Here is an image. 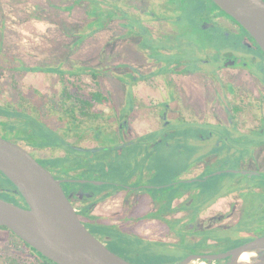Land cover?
Instances as JSON below:
<instances>
[{
	"label": "flooded vegetation",
	"instance_id": "af4514ba",
	"mask_svg": "<svg viewBox=\"0 0 264 264\" xmlns=\"http://www.w3.org/2000/svg\"><path fill=\"white\" fill-rule=\"evenodd\" d=\"M45 1L50 4L49 2L53 0ZM60 1L64 6L72 5V10L80 6L79 0ZM102 1L108 8L113 7L112 4L121 7V10H115L114 17H108L105 26L111 21L123 20L122 25L126 27L123 36L137 44L138 53L144 60L140 65H132L130 62L121 64L120 66L130 70L125 72L126 76H122L123 81L132 88L136 83L138 90L150 94L148 100L150 104L146 106L147 116L151 120L153 118L156 120L157 117L163 120L162 125L158 127L152 125L145 133L138 135L133 122L127 118L126 124L119 123L118 129H121V132L117 129V133H113L117 138L120 139L121 135L131 142L144 141L148 145H155L156 141L162 142L165 136L164 138L155 137L153 142L149 141L152 139L148 137L157 135V130H169L168 120L166 122L167 115L171 120L176 118L185 122L184 126H178L189 136L187 147L195 139H193L194 134L197 136L202 129H207L208 135L201 137L203 142L215 140L211 148L215 153L211 151L197 164L196 168L204 171L220 158L221 152L230 157L239 155L243 146L238 141L247 140L251 134L264 136V50L254 36L214 0H193L195 4L194 7L191 6V9L195 12L191 15L184 14L190 6V0H179L180 4L169 0ZM138 1L142 6H138ZM146 5L147 7H144ZM125 7H136L135 9L141 12L131 13ZM124 12L129 13V16H124ZM187 15L192 18L191 22L186 23L188 20L182 22L181 17ZM87 16L90 20L92 19L88 14ZM134 20H140V24H134ZM151 23L156 27L150 25ZM129 25H132V28ZM0 32L3 31L0 30ZM252 50L257 53H252ZM148 61H150L149 67L152 68L146 70ZM6 62H10L8 57ZM136 96L142 98L140 94ZM156 101L165 104V114L158 112V109L154 108L155 104L152 106V103ZM144 112V110L140 111V113ZM58 127L60 132L61 126ZM111 129L113 130V126ZM215 132L218 134L216 135ZM0 135L14 140L6 136L1 124ZM247 142L251 144L249 148L253 151L248 164L243 161L238 169L228 171L247 176L253 175L248 172H255L257 175L264 176V142L256 144L250 140ZM165 144L169 142L165 141ZM27 146L33 156L34 151L39 156H47L43 153L48 152L49 147L40 148L28 142ZM219 173L225 172L219 170ZM214 174L215 172H210L203 175L202 181L198 179L190 181V183L200 182L203 185V191L200 189L189 190L187 193L171 192L168 194L169 198L166 196L159 198L155 194L156 188L165 184H157L153 181L147 184H140L137 181L127 183L128 179L124 182L112 180L108 182L106 189L102 190L103 193L98 195L105 198L95 202L93 209L96 204L110 202L114 206L112 209L119 210L114 215L113 213L108 215L119 219L113 220V218L107 221L99 219L105 224L115 225L126 233L163 243L174 250L179 249L178 247L185 240L198 246L195 250L186 253L183 258L190 254H222L242 242L264 236V233H249L242 238H236L233 243H227L224 235L220 236L222 232L241 224L245 217L248 218L250 211L247 209H264V195L257 196L263 191L260 185L254 186L249 182L232 179L226 193L223 191L217 194V197L205 205L206 207L191 208L193 202L191 196L200 193H203V197L207 193L209 195L207 187ZM55 177L63 180L64 190L87 226L86 223H90L92 219L81 213L85 205L82 198L74 196L70 188L65 185V182L73 179L63 176ZM221 185L223 186V182ZM0 193L13 196L16 200L21 198L19 192L12 188H7L6 191L0 188ZM87 194L93 195L90 191ZM116 196H119L118 201L115 199ZM188 200L191 201L190 204H187ZM258 201H260L259 205H257ZM18 202L21 206L28 207L25 200ZM162 202L165 203L164 206ZM112 205H109L108 209H111ZM141 211L145 212L141 213ZM148 214L154 215L147 216ZM148 221L153 222L161 235L151 237L136 231L135 228L138 225ZM172 222L178 224V228H171L169 224ZM253 229H256V226ZM223 239H226V242ZM197 260L204 264H223L229 260V257Z\"/></svg>",
	"mask_w": 264,
	"mask_h": 264
},
{
	"label": "rangeland",
	"instance_id": "374dc122",
	"mask_svg": "<svg viewBox=\"0 0 264 264\" xmlns=\"http://www.w3.org/2000/svg\"><path fill=\"white\" fill-rule=\"evenodd\" d=\"M49 3L47 4L45 0H0V30L3 31L0 32V87L2 89L0 91V104H5L13 99L14 91L9 85V80L12 77L11 67H19L22 63L31 67L39 66L40 68H58L60 66L65 70L80 66L102 69L101 73L103 75L100 76V86L105 93L110 95V103L100 106L104 112L103 127L106 130L103 127H98L97 129L87 128V131L86 128L83 127L82 129L81 127L76 132L81 134L83 138L78 141L75 130H68L67 124L61 123L60 133L66 141L75 146L106 148L98 151L70 149L64 142L59 140V142L50 143L57 145L59 148H48V152L43 153L47 155L46 157L39 156L35 151L33 152L34 156L55 176L59 178L63 176L76 181L87 180L83 183L75 182L72 185L65 182V185L74 186L84 190L85 193L89 191L90 193H97L105 190L106 186L109 185L108 182L112 180L124 182L128 179L126 180L127 183L137 181L140 184L153 181L157 184H165L163 186L158 185L159 187L156 188L155 194L157 197L166 196V198H169L168 194L171 192L184 191L187 193L189 190L196 191L200 189V191H203L204 188L200 182L190 183V181L196 179L202 181L203 175L215 172L207 187L209 188V195L207 193L203 197V193H200L191 196L193 200L191 203L192 209L206 207L205 205L217 197V194L223 193V191L226 193L230 188L229 182L232 179L249 182L254 186L260 185L263 191L258 193L257 196L264 195V176L257 174L247 176L228 171L238 169L243 161L248 164V159L252 157L253 151L250 150L249 145L251 147V144H248L247 140L256 144L264 142V136L251 134L247 140L238 141L243 147L241 146L240 154L235 157L218 152L219 155L221 154L220 158L203 171L196 168L197 164L211 151L214 152L211 148L215 140L203 142L204 140L201 137L202 135H208L207 129H202L197 136L194 134L193 139H195L189 147L186 144L189 136L181 128L179 129V126H184L185 122L176 118L171 120L168 115L166 122L168 120L169 130L160 129L156 131L157 135L148 137L152 139L149 141L153 142L155 137L164 138L165 136L164 141H156L155 145L145 144L144 141H134L132 144L130 140H126L121 135L119 139L113 133L106 134L105 131L112 130L111 126L117 133L119 123L126 124L127 118L130 122H133L138 135L145 133L148 127L152 125L158 127L163 124V120L160 118L157 117L156 120L154 118L151 120L147 116L146 106L150 104L148 101L150 94L138 90L136 83L133 88L128 86L122 79L123 75L126 76L125 72L130 70L120 66L121 64L130 62L132 65H140L144 62L138 53L139 48H137L134 41L123 36L126 32V27L122 25L123 20L111 21L102 29H91L87 27L90 18L87 16L85 7L77 6L72 10V5H69V7L64 6L60 0H53ZM140 3L139 1L137 3L139 7L142 6ZM194 4L195 2L190 0V6L184 11V14H193L195 11L191 9V6L194 7ZM144 7H147V5ZM135 8L125 7L131 13L141 12ZM191 19L189 15L181 17L182 22L188 20L186 23L191 22ZM150 25L156 27L153 23ZM251 52L257 53L254 50ZM7 57L9 63L6 62ZM149 62L146 70L152 68L149 67ZM67 74L69 75V73ZM71 80L76 83L80 81L79 84H82L86 91L97 88L96 81L87 73L73 76ZM20 82L24 89L29 91L28 94L32 93V95V89L40 90L46 94L52 88V85H55V89L62 87L59 75L51 72L26 71L20 78ZM128 83L130 82L128 81ZM138 94L142 95V98L137 97ZM153 105L156 110L158 109V112L165 114V104L156 101L152 103ZM132 110H134L133 113ZM142 110L145 112L140 113ZM118 132H121V129H118ZM215 134L217 135L218 132H215ZM165 141L169 144H165ZM219 170H224L225 173L218 174ZM95 181L102 183H95ZM222 182L223 186L221 185ZM0 184L12 188L2 174H0ZM0 196L17 204L20 203L18 201L22 200L20 197L16 200L6 193H0ZM190 200L187 204H190ZM259 204L260 201L257 202V205ZM164 205L165 203L162 202V206ZM117 210L119 209H98V212H107L109 215L113 213L114 215ZM248 210L250 211L248 218L245 217L241 224L220 234V236L224 235L227 243H233L236 238H242L249 233H264V209ZM109 215L101 214V220L107 221L114 218ZM116 218L113 220L119 219ZM86 224L107 246L119 253L127 255L126 253L133 249L134 251H130L132 254L129 260L137 264H175L186 253L198 248L196 244L194 245L186 240L180 244L179 249L174 250L163 243L148 242L143 239H133L128 242L130 240L128 238L127 246L122 247L121 250L119 247L115 248L111 241L103 238L102 233L94 229L90 223L87 222ZM169 225L171 228H178L179 226L175 222ZM253 225L256 226V229H253L255 228ZM135 229L140 234L151 237L161 235L160 230L154 227L151 221L138 225ZM226 239H223L224 242H226ZM16 244L14 235L8 229L0 227V255H14L22 261H28L30 255H27L23 248L17 247ZM190 264H202V262L196 260V262L193 261Z\"/></svg>",
	"mask_w": 264,
	"mask_h": 264
},
{
	"label": "water",
	"instance_id": "95a60500",
	"mask_svg": "<svg viewBox=\"0 0 264 264\" xmlns=\"http://www.w3.org/2000/svg\"><path fill=\"white\" fill-rule=\"evenodd\" d=\"M214 1L241 23L264 50V0ZM73 147L84 151L106 148ZM0 170L14 183L28 205L24 207L0 196V227L6 226L9 231L48 257L52 263L137 264L111 250L85 225L63 188V180L56 178L23 144L2 135ZM78 181L83 183L87 180ZM246 250L256 252L259 264H264V236L242 242L222 254H190L175 264L226 257L229 260L223 264H253L238 263V258Z\"/></svg>",
	"mask_w": 264,
	"mask_h": 264
},
{
	"label": "trees",
	"instance_id": "16d2710c",
	"mask_svg": "<svg viewBox=\"0 0 264 264\" xmlns=\"http://www.w3.org/2000/svg\"><path fill=\"white\" fill-rule=\"evenodd\" d=\"M169 1L180 4L179 0ZM79 5L85 7L87 14L92 18L87 27L97 30L105 27L108 17H114L116 15L115 10H121V7L117 4H112L113 7L111 8L106 7L102 0H79ZM123 15L129 16V13L124 12ZM134 21V24H140V20ZM129 26L132 28V25ZM84 36L86 37V35ZM11 68L12 77L9 80V85L14 91V96L11 101L0 104V124L5 130L6 136L13 138L15 142L21 143L27 148L28 142L40 148L49 147L56 149L58 146L50 143L54 141L59 142L60 140L70 149H75L73 147L75 145L66 141L63 135L60 134L58 126H61V123H66L68 130H75L78 141L83 138L81 134L76 132L81 129V127L82 129L83 127L86 129H97L98 127L102 128L104 126L105 116L100 106L110 103V95L105 93L100 86V76L103 75L101 73L102 69L98 67L80 66L75 67V69L65 70L60 66L58 68H40L39 66H27L24 63L19 67ZM26 71L57 73L63 86L60 89H55V85H52V88H50L46 94L37 89H32L33 95L32 93L28 94L29 91L25 90L20 82V78ZM67 73H69V75ZM82 73L90 74L93 77L96 81V89L94 88L91 91H86L82 84L71 80V77L80 76ZM0 91H2L1 87ZM103 128L106 130L105 127ZM114 132L113 130L111 132L105 131L106 134ZM0 174L8 181L12 189H16L14 183L1 170ZM75 182L79 181L68 180L67 183L72 185ZM0 188L6 191L8 187H4L0 184ZM69 188L74 196H80L82 198L85 205L81 213L92 219L90 225L102 233L101 235L103 238L111 241L115 248L119 247L122 250V247L127 246L128 238H130L128 242L133 239L155 242L153 240L141 238L136 234L126 233L115 225H108L100 221L99 219H101V216L95 215L92 212L95 202L105 198V196H98L103 193L102 191L92 193L93 195H88L84 190H80L74 186H70ZM20 196L24 200L21 194ZM11 197L13 198V196ZM153 215L154 214H148L147 216ZM1 228L8 229L6 226H2ZM10 232L15 237L17 247H22L25 253L30 255V258L28 261H22L14 255H0V264H54L48 257L25 242L20 236L12 231ZM108 247L128 259L132 254L130 251H134L132 249L129 253H126L127 255H124L110 246Z\"/></svg>",
	"mask_w": 264,
	"mask_h": 264
},
{
	"label": "bare ground",
	"instance_id": "6f19581e",
	"mask_svg": "<svg viewBox=\"0 0 264 264\" xmlns=\"http://www.w3.org/2000/svg\"><path fill=\"white\" fill-rule=\"evenodd\" d=\"M238 263L259 264L260 260L258 259V255H257L256 252H253V251H250V250H246L238 258ZM202 264H203V262H202Z\"/></svg>",
	"mask_w": 264,
	"mask_h": 264
},
{
	"label": "crops",
	"instance_id": "0c3cea01",
	"mask_svg": "<svg viewBox=\"0 0 264 264\" xmlns=\"http://www.w3.org/2000/svg\"><path fill=\"white\" fill-rule=\"evenodd\" d=\"M115 199L118 201L119 200V196H116L115 197ZM109 205H112V203H110V202H103V203H100V204H96V207H95V209L93 210V212L95 213V214H102V215H108L109 213H107V212H105V213H99L98 212V209H108V206ZM112 208H114V206L112 205L111 206V209ZM143 210V209H142ZM145 211H141V213H144ZM127 220H129V218H126ZM101 220V219H100Z\"/></svg>",
	"mask_w": 264,
	"mask_h": 264
},
{
	"label": "built area",
	"instance_id": "2783aa9c",
	"mask_svg": "<svg viewBox=\"0 0 264 264\" xmlns=\"http://www.w3.org/2000/svg\"><path fill=\"white\" fill-rule=\"evenodd\" d=\"M204 264V263H203Z\"/></svg>",
	"mask_w": 264,
	"mask_h": 264
}]
</instances>
